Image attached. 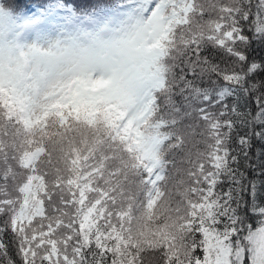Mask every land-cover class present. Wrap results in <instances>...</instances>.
Listing matches in <instances>:
<instances>
[{
	"label": "snow or ice",
	"instance_id": "snow-or-ice-1",
	"mask_svg": "<svg viewBox=\"0 0 264 264\" xmlns=\"http://www.w3.org/2000/svg\"><path fill=\"white\" fill-rule=\"evenodd\" d=\"M76 4L0 0V264H264V0Z\"/></svg>",
	"mask_w": 264,
	"mask_h": 264
},
{
	"label": "trees",
	"instance_id": "trees-1",
	"mask_svg": "<svg viewBox=\"0 0 264 264\" xmlns=\"http://www.w3.org/2000/svg\"><path fill=\"white\" fill-rule=\"evenodd\" d=\"M34 2L37 3L39 6H42L43 4L51 2V0H34ZM63 2L66 5H74V6H77V8H78V5L76 4V0H63ZM32 11H35V9H32ZM181 158H182V154H178V156H177L178 167L186 166V165H180V159Z\"/></svg>",
	"mask_w": 264,
	"mask_h": 264
}]
</instances>
